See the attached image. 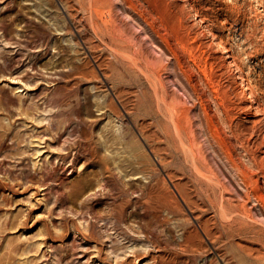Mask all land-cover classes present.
<instances>
[{
  "label": "rangeland",
  "instance_id": "374dc122",
  "mask_svg": "<svg viewBox=\"0 0 264 264\" xmlns=\"http://www.w3.org/2000/svg\"><path fill=\"white\" fill-rule=\"evenodd\" d=\"M89 2L0 0V264H264V0Z\"/></svg>",
  "mask_w": 264,
  "mask_h": 264
},
{
  "label": "bare ground",
  "instance_id": "6f19581e",
  "mask_svg": "<svg viewBox=\"0 0 264 264\" xmlns=\"http://www.w3.org/2000/svg\"><path fill=\"white\" fill-rule=\"evenodd\" d=\"M82 2L84 1V0H81ZM90 2H95V0H89ZM97 1V0H96ZM87 2V1H86ZM89 2V3H90ZM120 2V1H119ZM97 5V4H96ZM90 6V5H89ZM85 7V6H84ZM94 7V6H93ZM95 9V8H94ZM96 10V9H95ZM91 12V11H90ZM94 12L95 11H93V14H94ZM92 13V12H91ZM89 14V13H88ZM90 16V15H89ZM93 16H95V15H93ZM91 18V17H90ZM94 22V21H93ZM96 22H97V19H96ZM100 22V21H99ZM95 23V22H94ZM98 23V22H97ZM97 25V24H96ZM100 24H98V26H99ZM102 25V24H101ZM103 26H105V25H103ZM92 27V26H91ZM94 28V27H93ZM92 28V29H93ZM99 28H100V26H99ZM102 28V27H101ZM95 30V29H94ZM111 32V31H110ZM92 33H93V31H92ZM118 33V32H117ZM96 34V33H95ZM98 34V33H97ZM107 34V33H106ZM109 34V33H108ZM93 35V34H92ZM112 35V34H111ZM120 36V35H119ZM95 37V36H94ZM109 38V37H108ZM110 38H112L113 39V37H110ZM102 39V38H101ZM100 39V40H101ZM116 40V39H115ZM106 41V40H105ZM87 42H89V41H87ZM114 42V41H113ZM113 42H110V45L111 44H113ZM115 43V45L117 46V48H115V52L116 53H118L119 55L121 54V57L122 56H124V59L125 58H127L128 60H129V62H131V64L133 65V66H136L137 65V61L138 60H136V58H134V55H131L130 54V51L125 47H123L122 45H120V43H118V42H114ZM106 44V43H105ZM128 44V43H127ZM104 46V45H103ZM106 46V45H105ZM101 47V46H100ZM109 47V46H108ZM119 47V48H118ZM95 48V47H94ZM107 48V47H106ZM110 48V47H109ZM106 50H108V49H106ZM113 50H114V48H113ZM112 50V51H113ZM91 52V51H90ZM108 52V51H107ZM111 52V51H110ZM109 53V52H108ZM115 53V54H116ZM134 53V52H133ZM107 54V53H106ZM118 54H116V55H118ZM137 54V53H136ZM111 55V54H110ZM137 57V56H136ZM123 59V58H122ZM118 61V60H117ZM121 61V60H120ZM127 62V61H126ZM140 62V61H139ZM129 65H130V63H128ZM146 65H148L147 63H145ZM140 66H142V65H140ZM148 67H151V65L149 66L148 65ZM133 68V67H132ZM138 68V67H137ZM144 69V71H145V68H143ZM147 70V72H145V77H146V79L148 80L150 77H152V81L153 82H155V81H157V79L155 80V75H154V71H151L153 68H146ZM142 72V71H141ZM156 74H157V72H155ZM144 74V73H143ZM158 75V74H157ZM151 81V82H152ZM159 81V80H158ZM158 83V82H157ZM156 83V84H157ZM155 84V83H154ZM151 89V88H150ZM106 91V90H105ZM109 91V90H108ZM162 89L160 88V87H158V86H153V96L155 97V100H156V103H157V105H158V110L161 112V110H162V108H163V104H164V102H165V96H163V94H162ZM110 92V91H109ZM164 92H165V90H164ZM113 97H115L114 96V94L111 92V93H109V95L107 96V99H106V105L105 106H107L109 109H112V110H114L117 114H118V116H119V118H121V114H120V112L121 111H118L117 110V108H116V106H115V103H114V101H113ZM167 100V99H166ZM167 103V102H166ZM168 104V103H167ZM169 104L171 105L172 104V101H171V103L169 102ZM168 104V106H170ZM124 105V104H123ZM122 105V108L124 109V106ZM165 105V104H164ZM167 106V107H168ZM173 106V105H172ZM175 107H176V105H174ZM173 106V107H174ZM174 107V108H175ZM171 108V107H170ZM173 108V109H174ZM172 109V110H173ZM176 109V108H175ZM174 109V110H175ZM176 111V110H175ZM164 111H162V113H163ZM166 112V111H165ZM172 112H174V111H172ZM167 113V112H166ZM169 113H170V111H169ZM176 113V112H175ZM161 114V113H160ZM206 114H208V113H206ZM205 114V115H206ZM177 116H178V114H177ZM177 116L176 115H174V113L171 115L170 114V120L172 121L171 123H173V125H172V127H174V130H175V132H176V136H177V138H179L178 140L180 141L182 138H184V134L186 133V130L185 129H183V127L179 124V121H180V123H182V121L179 119V118H181L182 116H180V114H179V118H177ZM211 116V115H210ZM209 116V117H210ZM165 117H168L167 115L165 116ZM190 116H188V118H189ZM207 117V116H206ZM186 119H187V117H186ZM190 119V118H189ZM188 119V120H189ZM195 119V118H194ZM203 119V118H202ZM206 119V118H205ZM185 120V119H184ZM201 120V119H200ZM122 121V120H121ZM197 121H199V120H197ZM200 122V121H199ZM206 122V121H205ZM207 123V122H206ZM189 124V123H188ZM193 124V123H192ZM202 124V123H201ZM183 125V124H182ZM190 125V124H189ZM199 125V124H198ZM209 125H211V124H209ZM184 126V125H183ZM184 128H185V126H184ZM194 128V127H193ZM189 129V128H188ZM187 129V130H188ZM191 129V128H190ZM189 129V130H190ZM165 131L167 130V129H164ZM171 130V129H170ZM141 131V130H140ZM192 132V131H191ZM145 132H140V134H141V136H143L144 137V139L147 137L145 134H144ZM191 134V133H190ZM193 134H194V131H193ZM192 135V134H191ZM188 136H190V135H188ZM189 138V137H188ZM190 139V138H189ZM177 140V141H178ZM174 141V140H173ZM191 141H193V140H188V144L187 145H189V147H192V143L193 142H191ZM182 141H180V143H181ZM174 143V142H173ZM182 144H183V142H182ZM182 146V145H181ZM184 146V145H183ZM196 145H193V147H195ZM177 147V146H176ZM196 148V147H195ZM194 148V149H195ZM199 148V147H198ZM189 150H190V148H188ZM197 149V148H196ZM200 149V148H199ZM199 149H198V153H199ZM188 150V151H189ZM192 150V149H191ZM190 150V151H191ZM201 150V149H200ZM184 151V150H183ZM193 151V150H192ZM191 151V152H192ZM185 152V151H184ZM188 153H190V152H188ZM198 153H196V156H197V154ZM192 154H194V152L192 153ZM193 156V155H192ZM229 156V157H228ZM227 157L229 158V160L233 163V166L234 167H236L237 168V164L234 162L235 160H234V158H232V156L230 155V154H228L227 155ZM190 158V157H189ZM193 158H195V157H193ZM199 158V157H198ZM201 158V157H200ZM191 161V160H190ZM96 164H95V166L96 165H98V167H99V171H98V173H103V172H110L111 174H113V170H112V168L109 166V165H107L105 162H102V161H100L99 162V160L97 161L96 160ZM193 164V163H192ZM191 164V165H192ZM232 165V164H231ZM195 166V165H194ZM192 167V166H191ZM196 167V166H195ZM193 168V167H192ZM204 168V167H203ZM196 169V168H195ZM207 169V168H206ZM198 170V169H197ZM207 170H209V169H207ZM200 171V170H199ZM196 172V171H195ZM210 172V171H209ZM197 173V172H196ZM115 174V173H114ZM193 174V173H192ZM198 174V173H197ZM201 174V173H200ZM199 174V175H200ZM196 175V174H195ZM205 175V174H204ZM211 175H212V172H211ZM201 176V175H200ZM203 177V176H202ZM206 177V176H205ZM215 177L217 178L218 176H216V173H215ZM214 177V178H215ZM219 178V177H218ZM199 179V178H198ZM207 180H208V178H207ZM214 181V180H213ZM208 182V181H207ZM211 183H212V181H211ZM217 183V182H216ZM219 183H220V181H219ZM218 183V184H219ZM206 184H208V183H206ZM214 184V183H213ZM222 187V186H221ZM145 194V193H144ZM143 198H145L144 196H143ZM184 198H185V196H184ZM241 200H242V198H240ZM258 199H259V197H258ZM223 200V199H222ZM244 201V200H243ZM222 202V201H221ZM220 202V203H221ZM231 202V201H230ZM229 202V203H230ZM262 202V201H261ZM238 203V202H237ZM233 204V203H232ZM235 205H236V203H234ZM263 204V203H262ZM223 205V204H222ZM227 205V204H226ZM215 206H216V204H215ZM219 208V207H218ZM221 208V207H220ZM227 208V207H226ZM222 209V208H221ZM229 209H231V208H229ZM236 209V211H237V209H239V208H235ZM221 212H223V209H222V211ZM263 212V211H262ZM220 215V214H219ZM222 215H228V222H227V226H228V228L230 227L231 229V231H233V230H244V228H246L247 229V227L249 226L248 225V223L246 222V217H247V214L245 215V214H222ZM222 215H221V217L220 218H222ZM223 216V217H224ZM223 219V218H222ZM225 219V218H224ZM221 220V219H220ZM226 220V219H225ZM202 221V220H201ZM223 222V221H222ZM198 224V223H197ZM199 225V224H198ZM200 226V225H199ZM198 226V227H199ZM202 226V225H201ZM226 226V227H227ZM188 229V228H187ZM191 229V228H190ZM189 229V230H190ZM194 229V228H193ZM229 230V231H230ZM202 231V230H201ZM228 231V230H227ZM186 233V232H185ZM189 233V232H188ZM203 233V232H202ZM234 233V232H233ZM233 235V234H232ZM185 236V235H184ZM186 236H187V234H186ZM204 236H205V234H204ZM185 238V237H184Z\"/></svg>",
  "mask_w": 264,
  "mask_h": 264
}]
</instances>
